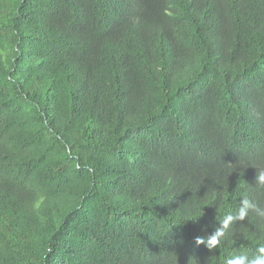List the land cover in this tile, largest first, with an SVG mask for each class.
I'll return each instance as SVG.
<instances>
[{"label": "trees", "instance_id": "1", "mask_svg": "<svg viewBox=\"0 0 264 264\" xmlns=\"http://www.w3.org/2000/svg\"><path fill=\"white\" fill-rule=\"evenodd\" d=\"M264 0H0V264H226L264 246Z\"/></svg>", "mask_w": 264, "mask_h": 264}, {"label": "clouds", "instance_id": "2", "mask_svg": "<svg viewBox=\"0 0 264 264\" xmlns=\"http://www.w3.org/2000/svg\"><path fill=\"white\" fill-rule=\"evenodd\" d=\"M256 183L258 186L264 187V170L257 173ZM250 213H254L260 221L261 226L264 227V209H261L245 197L240 201V207L235 215L231 213L226 214L219 221L220 227L216 228L206 240L197 237L195 243L198 246L205 245L210 251L219 248L232 225L238 221H245ZM226 264H264V246L258 247L256 253L251 257L247 254L234 255L226 260Z\"/></svg>", "mask_w": 264, "mask_h": 264}]
</instances>
